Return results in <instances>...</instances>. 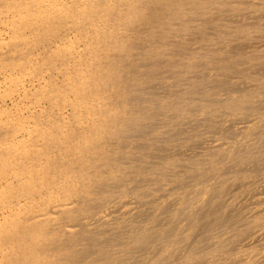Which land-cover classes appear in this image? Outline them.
I'll return each mask as SVG.
<instances>
[{"label":"bare ground","instance_id":"6f19581e","mask_svg":"<svg viewBox=\"0 0 264 264\" xmlns=\"http://www.w3.org/2000/svg\"><path fill=\"white\" fill-rule=\"evenodd\" d=\"M0 264H264V0H0Z\"/></svg>","mask_w":264,"mask_h":264}]
</instances>
